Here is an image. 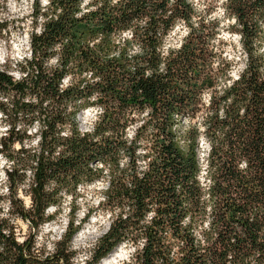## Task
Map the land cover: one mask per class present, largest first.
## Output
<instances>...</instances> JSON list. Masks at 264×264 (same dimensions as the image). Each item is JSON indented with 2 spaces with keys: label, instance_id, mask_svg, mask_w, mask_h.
I'll return each instance as SVG.
<instances>
[{
  "label": "trees",
  "instance_id": "1",
  "mask_svg": "<svg viewBox=\"0 0 264 264\" xmlns=\"http://www.w3.org/2000/svg\"><path fill=\"white\" fill-rule=\"evenodd\" d=\"M82 2L34 0L32 22L43 21L21 76L0 69L8 212L34 230L18 241L0 217V264H74L75 205L52 252L37 231L65 195L71 204L101 180L109 225L79 264L124 243L128 264H264V0H224L239 34L236 75L192 0ZM177 25L186 33L166 47ZM89 107L95 119L81 131Z\"/></svg>",
  "mask_w": 264,
  "mask_h": 264
},
{
  "label": "rangeland",
  "instance_id": "2",
  "mask_svg": "<svg viewBox=\"0 0 264 264\" xmlns=\"http://www.w3.org/2000/svg\"><path fill=\"white\" fill-rule=\"evenodd\" d=\"M40 5H49V0H38ZM197 14L206 23L214 24L218 31V42L223 48V55L231 61H236L232 69V75L242 66L241 48L239 45V34L236 32L235 20L225 12L224 0H192ZM89 0H83L82 5H87ZM34 0H0V22L5 25V29L0 36V69L10 74L13 79L21 76V70L25 59L29 58V34L35 30H40L41 18L35 22L32 18V5ZM186 33L182 25H177L166 39V47H175L179 44L181 37ZM22 47V48H21ZM21 49V50H20ZM54 62V61H52ZM96 109L86 108L78 116V126L81 131H87L95 119ZM5 122L0 115V136L6 133ZM37 124L34 123L29 131L35 133ZM33 139L35 137H32ZM199 156L203 157L206 151V144L200 141ZM16 147L19 145H15ZM15 147V148H16ZM8 162L0 153V217L10 218L14 226L15 237L22 241L34 230H30L26 221L14 215L10 216L9 210V191L4 169ZM26 181L29 177L27 172ZM106 185L105 180L97 181L95 185L80 187L77 191L78 196L75 202L70 204L68 195L64 196L60 213L55 218L41 225L36 235V244L46 252H52L54 243L60 239L65 232V226L69 220V207L76 206L75 224H80V228L75 232L70 241V250L75 253L74 264H79L90 257L92 249L95 247L99 238L106 232L110 214L98 206V201L102 200V191ZM25 185H21L18 190V197L25 206L30 203L28 195L22 190ZM54 207L47 209L48 214L54 213ZM87 211H90L88 218L83 220ZM36 232V231H35ZM81 232V233H80ZM80 234L79 236H77ZM113 251H118L120 257L113 264H128L131 261L134 248L128 244H121ZM111 251L110 253H112ZM108 253L105 257H107ZM105 257L101 258L103 260ZM99 262L97 264H99Z\"/></svg>",
  "mask_w": 264,
  "mask_h": 264
},
{
  "label": "bare ground",
  "instance_id": "3",
  "mask_svg": "<svg viewBox=\"0 0 264 264\" xmlns=\"http://www.w3.org/2000/svg\"><path fill=\"white\" fill-rule=\"evenodd\" d=\"M79 235L80 234H78L77 236H79ZM119 255H120V253L118 251H113L106 258H104L102 261H100L99 264H113L117 260V258L120 257Z\"/></svg>",
  "mask_w": 264,
  "mask_h": 264
},
{
  "label": "built area",
  "instance_id": "4",
  "mask_svg": "<svg viewBox=\"0 0 264 264\" xmlns=\"http://www.w3.org/2000/svg\"><path fill=\"white\" fill-rule=\"evenodd\" d=\"M29 57H30V52H29Z\"/></svg>",
  "mask_w": 264,
  "mask_h": 264
}]
</instances>
